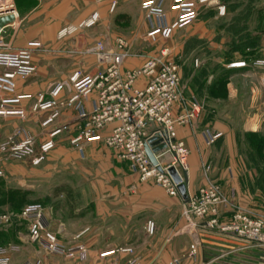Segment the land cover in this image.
I'll use <instances>...</instances> for the list:
<instances>
[{
  "label": "crops",
  "instance_id": "obj_1",
  "mask_svg": "<svg viewBox=\"0 0 264 264\" xmlns=\"http://www.w3.org/2000/svg\"><path fill=\"white\" fill-rule=\"evenodd\" d=\"M143 1L145 0H118L113 10H110V0L103 2L34 0L28 11H22L14 6L15 22L5 27L0 33L3 42L9 43L12 47H22L29 41L38 40L47 48L45 51L33 53L32 61L36 66V71L32 76L18 79L13 92H0V97L3 98L12 99L19 96L13 105L28 111L25 120L16 116H0V141L13 129L22 126L35 134L37 145L45 139L46 132L53 126H67V130L57 136L56 147L38 166H32L25 159L16 160L0 155L2 178L7 186L10 184L9 186L13 188L26 189L32 193L39 185L40 178L52 177L56 172L71 174L63 181V185L55 187L57 186L55 184L51 193L53 198H60L64 195L66 199L70 197L75 199L67 205L69 207L68 219H55L50 212L46 219L48 228L55 232L59 240L66 245L83 244L88 249L89 260H96L100 252L110 251L117 247L130 246L134 249L133 255L118 252L108 254L103 259V264H108L111 260L122 263L132 256L142 264H175L174 259L183 257L191 243L189 233L182 230L185 224L181 214L183 199L179 193L177 196L168 195L153 181L139 182L137 173L132 171L128 162L119 159L115 151L100 141L86 142L81 149L72 146L69 137L76 126L82 122L75 105L62 108L59 116L49 127L40 125L41 113L34 114L29 109L36 101L38 93H45L47 96L48 89L55 82L67 79L74 70L80 69L85 73L97 70L99 64L96 58L82 51L97 40H102L106 47L113 46L114 39L120 36L121 20L125 21L135 14H141L142 19ZM241 1L243 2V0H225L224 15H217L216 10L212 8L205 9L207 11L204 12H213L216 18L228 17L233 13L243 11ZM171 2L172 0H163L162 3L165 22H170L175 16V11L170 7ZM237 2L239 4H235ZM93 12H97L99 16L95 25L58 38L57 34L61 28L76 24ZM204 12L201 11L198 18L190 24L194 30L193 34H198L197 38H204V29L200 27L205 19ZM210 16L211 14L207 16L208 21L211 19ZM149 25L146 24V31ZM218 32L216 29L214 31L208 29V50H216L217 45L220 47L219 44L223 43L217 41ZM242 43L241 39L236 48L243 47ZM143 57L144 54L135 53L133 57L126 60L123 67H138ZM196 61L199 64L197 65L199 70L202 66L221 62V59L217 56L211 58L208 56L201 60L198 58ZM227 69L229 75L227 81L232 80L236 75H243V67L233 66ZM2 71L4 68L0 66V72ZM219 74L211 73L206 81L211 83L221 80L223 77ZM182 86L185 93V85ZM192 93H189L188 87L186 94L194 96ZM235 95V91L230 92L231 97ZM68 96L67 91L60 95L63 99ZM92 100L93 95L83 99L81 108L89 111ZM205 112L204 108L203 113ZM238 112L243 113V107ZM176 132L189 150L186 170L187 192L194 193L208 177L207 171L206 174L203 173L206 170L203 166L209 160V144L206 142L205 131L198 122L192 126H178ZM210 132L218 134L215 141H237L236 133L226 125H217ZM162 156L161 159L164 162L170 159L169 153H162ZM236 158L237 155L230 156V171L225 170L220 173L218 179L225 188L229 186L234 188L237 203L243 206V191L237 164H235ZM10 179L15 182L11 183ZM57 188L63 190L55 195ZM76 195H79V202H76ZM228 215L229 213L220 215V219L224 221ZM148 219L153 220L156 226L152 236H148L144 229ZM200 240L196 255L185 258L178 264H236L228 261L230 254L253 248L252 245L243 243L233 235L216 230L200 231ZM50 258V264H84L57 256H50Z\"/></svg>",
  "mask_w": 264,
  "mask_h": 264
},
{
  "label": "built area",
  "instance_id": "obj_2",
  "mask_svg": "<svg viewBox=\"0 0 264 264\" xmlns=\"http://www.w3.org/2000/svg\"><path fill=\"white\" fill-rule=\"evenodd\" d=\"M103 2L106 0H96ZM225 0H172L171 9L175 16L165 22L162 12L163 0H145L142 8L149 21V29L145 38L150 43L157 39L167 40L176 29L193 23L204 9H215L219 15L225 14ZM118 0H110V10ZM12 0H0V15L14 13ZM98 13L73 25H67L58 31V38L71 35L82 28L91 27L98 21ZM47 48L41 41H29L22 47H12L0 37V92H13L18 79H26L36 71L32 61L35 51ZM82 53L93 55L99 68L93 72L76 69L67 79L55 82L45 93H38L36 101L30 106L31 113L40 114V125L49 127L59 116L62 108L75 105L82 122L79 123L69 137L75 148L81 149L89 141H100L115 151L119 159L128 162L132 171L137 173L138 181H153L161 186L168 195L177 196L176 183L167 171L174 166L181 174L187 170L189 150L181 138L177 136L178 126H192L199 111L194 100H187L183 94L180 69L177 62L170 59V49L163 47L159 53L144 54L138 67L124 68L123 65L135 53L131 44L123 37H116L113 46L106 47L102 40H97L86 47ZM264 64V60L256 62ZM236 64V65H234ZM243 61L233 66H243ZM69 93L65 99L60 95ZM93 95L89 111L83 110L82 100ZM15 98L0 97V116H16L21 120L27 118V110L13 105ZM67 130L66 125L53 126L46 133L45 139L36 145V136L29 129L19 126L13 129L0 141V155L4 158L27 160L32 166L40 165L48 154L56 147L57 136ZM206 142L212 143L217 133L204 132ZM156 136L166 143V147L156 153L157 164L148 158L144 142ZM161 153V154H159ZM162 153H169L170 159L164 162ZM3 171L0 168V176ZM229 213L222 221L220 215ZM181 214L185 224L182 230L191 236L189 251L174 261L194 257L197 246L201 243L200 231L216 230L233 235L243 243L264 246V215H259L244 205L235 203L218 184L206 180L194 193H188L187 201L182 202ZM21 215L27 221L25 239L41 247L44 254L62 257L77 263L103 264V259L114 252L133 255L130 246L117 247L99 253L98 259H88V249L81 243L66 245L51 231L44 218L43 208L38 203L26 205ZM10 215L0 213V226L9 222ZM144 229L148 235L155 233V223L148 219ZM18 251L17 245L12 246ZM0 264H47L41 258H26L12 261L0 247ZM108 264H142L137 258H126L122 263L111 260Z\"/></svg>",
  "mask_w": 264,
  "mask_h": 264
},
{
  "label": "rangeland",
  "instance_id": "obj_3",
  "mask_svg": "<svg viewBox=\"0 0 264 264\" xmlns=\"http://www.w3.org/2000/svg\"><path fill=\"white\" fill-rule=\"evenodd\" d=\"M33 3L34 0H12L13 6L22 11H28ZM240 5H243L240 14L233 13L224 18H216L213 12L205 13L204 11L207 10L204 9L205 19L200 25L204 29V38H197L198 34H193V27L189 24L187 27L176 29L172 37L167 40L157 39L154 43H150L145 38V26L149 25V21L144 10L142 19L141 14H135L125 21L121 20L119 31L120 37L131 44L133 53L156 54L165 46L170 49L169 57L178 63L182 85H185L184 97L196 101L199 105V111L192 125L198 122L203 131H212L217 125H226L236 133L237 141H215V139L208 145L209 160L203 166L206 169L203 173L206 174L207 171L208 176L205 182L208 180L218 184L223 192L237 203L234 188L231 186L225 188L218 179L220 173L225 170L230 171V156L237 155L235 164L240 176L243 204L251 211L264 215V64L256 63L264 60V0H243ZM210 14L211 19L208 21L207 16L209 17ZM208 29L219 31L216 35L217 41L223 43L219 44L220 47L217 45L216 50H208ZM241 39L243 47L236 48ZM208 56L210 58L217 56L221 62L202 66L198 70L199 64L196 59L201 60ZM237 60L244 62L243 66H236L243 67V75H236L232 80L227 81L229 78L227 68H232ZM211 73L217 75L220 73L223 78L208 83L206 79ZM188 87L189 93L193 92L194 96L186 94ZM231 91H235L236 95L231 97ZM242 107L243 113L238 112ZM204 108L205 113H203ZM186 163L188 165V160ZM67 176L70 177L71 174L56 172L52 177L40 178L39 185L22 204L10 206L8 203H0V213L10 215L9 222L0 226V247L5 249V255L10 260L21 261L30 257L41 258L45 263H51L50 256L44 254L41 247L25 239L27 221L23 219L21 211L28 204L38 203L43 208L46 225L50 212L55 219H68L67 205L75 199L71 197L66 199L64 195L53 198L51 195L54 185H57L55 187L63 185ZM10 181L15 182L13 179ZM79 200V195H76V202ZM14 245L19 247L18 251L12 248ZM228 257V261L236 264H264V246L253 245L249 250L232 253ZM176 259L178 258L174 260Z\"/></svg>",
  "mask_w": 264,
  "mask_h": 264
},
{
  "label": "water",
  "instance_id": "obj_4",
  "mask_svg": "<svg viewBox=\"0 0 264 264\" xmlns=\"http://www.w3.org/2000/svg\"><path fill=\"white\" fill-rule=\"evenodd\" d=\"M14 13H7L4 15H0V33L1 31L15 22ZM166 147V143L162 142L161 138H157L156 136H152L148 138L144 142L145 152L150 159L152 164H157L158 160L155 157V154L162 151ZM168 173L170 174L173 181L176 183L177 191L183 201H187L188 192H187V173L183 171L181 174L177 171L174 166H169L167 168Z\"/></svg>",
  "mask_w": 264,
  "mask_h": 264
},
{
  "label": "trees",
  "instance_id": "obj_5",
  "mask_svg": "<svg viewBox=\"0 0 264 264\" xmlns=\"http://www.w3.org/2000/svg\"><path fill=\"white\" fill-rule=\"evenodd\" d=\"M63 189L57 188L55 195ZM30 194V191L21 188H13L6 185L3 178L0 177V203H8L10 206H16L24 203L25 199Z\"/></svg>",
  "mask_w": 264,
  "mask_h": 264
},
{
  "label": "bare ground",
  "instance_id": "obj_6",
  "mask_svg": "<svg viewBox=\"0 0 264 264\" xmlns=\"http://www.w3.org/2000/svg\"><path fill=\"white\" fill-rule=\"evenodd\" d=\"M14 15H15V11H14ZM235 65V64H234ZM155 157H156V154H155ZM157 159V158H156Z\"/></svg>",
  "mask_w": 264,
  "mask_h": 264
}]
</instances>
